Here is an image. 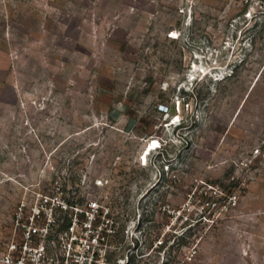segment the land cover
<instances>
[{"label":"rangeland","instance_id":"1","mask_svg":"<svg viewBox=\"0 0 264 264\" xmlns=\"http://www.w3.org/2000/svg\"><path fill=\"white\" fill-rule=\"evenodd\" d=\"M56 184L112 264H264V0H0V247Z\"/></svg>","mask_w":264,"mask_h":264},{"label":"built area","instance_id":"2","mask_svg":"<svg viewBox=\"0 0 264 264\" xmlns=\"http://www.w3.org/2000/svg\"><path fill=\"white\" fill-rule=\"evenodd\" d=\"M62 191L56 184L53 194L37 191L19 202L0 264H112L118 222L111 207L94 194L69 200Z\"/></svg>","mask_w":264,"mask_h":264},{"label":"bare ground","instance_id":"3","mask_svg":"<svg viewBox=\"0 0 264 264\" xmlns=\"http://www.w3.org/2000/svg\"><path fill=\"white\" fill-rule=\"evenodd\" d=\"M177 35H174V37H176ZM158 147V140H156V139H154L153 141H149L147 144H146V146H145V148H144V150H143V152H142V157H141V159H146V156H147V154L149 153V152H151V150L152 149H155V148H157Z\"/></svg>","mask_w":264,"mask_h":264}]
</instances>
